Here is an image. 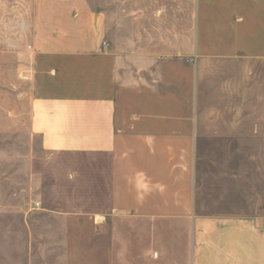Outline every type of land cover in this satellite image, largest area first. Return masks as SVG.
Listing matches in <instances>:
<instances>
[{"label": "crops", "instance_id": "obj_1", "mask_svg": "<svg viewBox=\"0 0 264 264\" xmlns=\"http://www.w3.org/2000/svg\"><path fill=\"white\" fill-rule=\"evenodd\" d=\"M0 63V140L55 213L187 221L192 264H264V218L204 216L196 184L200 140L263 138L264 0H0Z\"/></svg>", "mask_w": 264, "mask_h": 264}, {"label": "rangeland", "instance_id": "obj_2", "mask_svg": "<svg viewBox=\"0 0 264 264\" xmlns=\"http://www.w3.org/2000/svg\"><path fill=\"white\" fill-rule=\"evenodd\" d=\"M30 155L25 142L0 140V264H192L187 221L55 213L48 203L49 182L31 176ZM196 160L198 212L264 218V135L202 139Z\"/></svg>", "mask_w": 264, "mask_h": 264}, {"label": "built area", "instance_id": "obj_3", "mask_svg": "<svg viewBox=\"0 0 264 264\" xmlns=\"http://www.w3.org/2000/svg\"><path fill=\"white\" fill-rule=\"evenodd\" d=\"M108 46V44L107 43H104V47H107ZM193 62H194V60H192ZM190 62V61H189Z\"/></svg>", "mask_w": 264, "mask_h": 264}]
</instances>
